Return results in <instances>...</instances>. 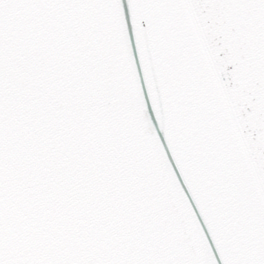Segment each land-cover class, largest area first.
Masks as SVG:
<instances>
[{
	"label": "snow or ice",
	"instance_id": "obj_1",
	"mask_svg": "<svg viewBox=\"0 0 264 264\" xmlns=\"http://www.w3.org/2000/svg\"><path fill=\"white\" fill-rule=\"evenodd\" d=\"M0 264H264V0H0Z\"/></svg>",
	"mask_w": 264,
	"mask_h": 264
}]
</instances>
